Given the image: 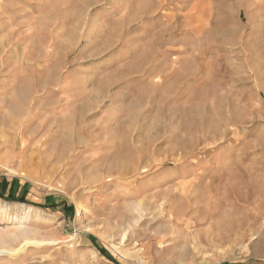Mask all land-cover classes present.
I'll use <instances>...</instances> for the list:
<instances>
[{
	"label": "rangeland",
	"instance_id": "obj_1",
	"mask_svg": "<svg viewBox=\"0 0 264 264\" xmlns=\"http://www.w3.org/2000/svg\"><path fill=\"white\" fill-rule=\"evenodd\" d=\"M20 227L0 264H264V0H0Z\"/></svg>",
	"mask_w": 264,
	"mask_h": 264
},
{
	"label": "bare ground",
	"instance_id": "obj_2",
	"mask_svg": "<svg viewBox=\"0 0 264 264\" xmlns=\"http://www.w3.org/2000/svg\"><path fill=\"white\" fill-rule=\"evenodd\" d=\"M5 229H8V226L5 227ZM4 228L0 229V256H3L5 254L8 255H15L17 252H21L26 246L31 245L33 243H38L39 241H32L30 238L31 234H33L32 230H29L27 228H18L19 232L13 231V232H7L5 236L1 234V232L4 230ZM43 243V242H41ZM13 244H19L20 248L14 250L10 248ZM40 245V244H39ZM5 249V250H1ZM7 255V256H8Z\"/></svg>",
	"mask_w": 264,
	"mask_h": 264
},
{
	"label": "trees",
	"instance_id": "obj_3",
	"mask_svg": "<svg viewBox=\"0 0 264 264\" xmlns=\"http://www.w3.org/2000/svg\"><path fill=\"white\" fill-rule=\"evenodd\" d=\"M16 185H17V184L15 183V184H14V187H15ZM13 190H14V189H13ZM13 197H14V196H13Z\"/></svg>",
	"mask_w": 264,
	"mask_h": 264
}]
</instances>
